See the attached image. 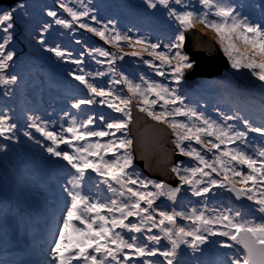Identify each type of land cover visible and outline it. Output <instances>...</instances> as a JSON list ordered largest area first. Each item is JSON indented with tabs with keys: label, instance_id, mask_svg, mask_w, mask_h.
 Masks as SVG:
<instances>
[{
	"label": "snow or ice",
	"instance_id": "6c2138e0",
	"mask_svg": "<svg viewBox=\"0 0 264 264\" xmlns=\"http://www.w3.org/2000/svg\"><path fill=\"white\" fill-rule=\"evenodd\" d=\"M143 3L148 9L165 11L169 19L178 23L174 38H170L167 43H152L145 38L133 39L127 33L118 31L112 20L104 24L102 29L85 23H80L79 27L86 28L117 48L123 41L134 49L124 55L140 56L146 52L152 59L144 60V63L162 77L166 75V68L175 87L150 81L143 76L140 77L142 83H133L121 76L114 83L126 84L130 95L124 97L90 83L86 78L90 74L76 75L70 72L69 75L84 85L92 97L101 98L99 103H105V97L119 101L118 104L109 101L108 107L123 113L124 119L106 123L109 131H94L88 130V125L93 123L91 116L79 125L73 118L71 126L63 129L71 134V138L67 139L54 131H48L47 122L44 126L37 123L39 117L27 115V129L35 128L46 140L51 141V146H44L39 140H35V143L44 147L51 157L65 161L74 170L65 171L62 177L66 182L61 184V189L69 202L64 208L62 223L52 229L49 260L45 264H130L132 254L141 258L142 264H162L159 259L146 258L157 256L163 257V264H264V145L257 148L248 140V133H258L264 138V125L255 126L249 119L236 115L221 114L219 120L213 119L198 107L185 103L186 97L181 91L182 82L188 79L187 74L194 72L196 65L184 51L185 32L197 23L215 33L232 69H247L264 87V2L256 5L261 12L260 22L245 15L242 12L243 5L237 6L232 0H143ZM25 7L21 0L7 7L0 0V30L5 34L3 42H0V86L5 89V97L12 93L9 86L17 84L19 79L16 74L8 73L15 52L7 50L6 46L13 39L11 30L16 27L18 13L20 16L28 15L24 11ZM60 7L73 21L89 16L92 11L87 6H84L83 11H74L63 3ZM46 15L54 18L57 25L72 27L69 21L57 18L55 11L49 10ZM91 19L100 22L96 15H91ZM50 27V24H45L40 29L36 43L54 53L57 58L64 59V51L46 44L44 33ZM109 35L111 39H108ZM137 47L139 51L135 50ZM93 51L103 57L111 56L112 59L107 61L110 66L115 59L123 58L103 49ZM157 60L159 64L155 63ZM73 63L79 65L82 61L77 59ZM80 71L83 72V69ZM109 71L116 74L114 67H110ZM96 75L102 76L104 73L98 72ZM133 99H138L140 112L172 130L175 137L172 143L180 155L192 157L198 162L197 166L185 167L178 161L172 168L179 185L173 187L163 181L141 178L135 170L133 140L127 138ZM95 102L92 98H80L72 102L71 107L80 109L82 105ZM177 117L185 119L178 120ZM100 119L103 121L104 117ZM233 120H242L243 129L228 123ZM17 128L18 125L11 122L6 110L0 113V137L17 142ZM121 132L124 135L116 137V133ZM22 134L34 140L30 131L25 129ZM108 136L116 138L104 143L87 142L89 137ZM73 140L85 143L74 147ZM60 144L72 147L73 152L59 150ZM194 144L199 145L200 149ZM5 147L0 145V151H4ZM208 153L212 154L211 159L207 158ZM109 155L111 158H106ZM243 168L247 171H243ZM89 170L103 178L101 183L107 185L111 197L93 199L82 191L85 182L91 180ZM213 173L221 179L214 178ZM184 185L189 186L191 194L196 197H206L216 188L225 189L238 200L244 198L252 202L259 216L249 217L233 209L214 216L206 215L205 210L196 208L188 212L176 211L174 208L172 211L161 210L156 201L165 197L175 204ZM149 186L154 191L148 190ZM204 203L206 205L207 201ZM178 217L191 221V225L178 224ZM153 229H158L162 235L153 233ZM212 237L226 239H210ZM162 239L170 245L163 250L156 247ZM182 245L190 250V261L179 258L178 250Z\"/></svg>",
	"mask_w": 264,
	"mask_h": 264
},
{
	"label": "rangeland",
	"instance_id": "374dc122",
	"mask_svg": "<svg viewBox=\"0 0 264 264\" xmlns=\"http://www.w3.org/2000/svg\"><path fill=\"white\" fill-rule=\"evenodd\" d=\"M261 0H257L260 2ZM22 3L26 6L24 11L28 13L27 16H20L18 13V19L16 22V27L11 30L13 39L10 43L6 46L7 50H12L15 52L14 60L11 62V67L8 70L9 74H16L19 79L17 84L9 86L12 89V93L10 96L5 97L3 92L5 89L0 86V104H3L6 108L7 115L11 117V122L16 123L18 128H23L30 131L34 137V140H29L27 137H24L22 132L20 133V138L25 140L26 142L30 143L33 146V150L41 155H44V158L41 159V164L43 167H40L39 170H28V175H35L43 180H48L51 183H55L58 189L60 190V195L64 197L66 204L69 202L66 195L62 192L61 184L66 182V179H62L65 176V171H72L70 166H67L65 161H50V159H58L56 157H51L44 149V147H40V145L35 143V140L45 141L49 143L51 146V141L46 140L39 132L35 130V128L27 129V115H33L39 117L40 119L37 123H40L41 126H44V123L47 122V130L54 131L58 136L63 135L65 138L70 139L71 136L64 132L63 129L71 126L72 119L75 118L77 125L82 123L83 121L87 120L89 116L93 118V123L88 125V130L94 131H109L106 127V123L113 122L116 119H124L122 113L114 111L112 108L108 107V102L119 103V101H113L111 97H105V103L101 104L99 101L101 100L100 97H92L91 94L88 92V89L80 84L79 81H76L73 76H70L69 73L72 72L76 75L79 74H90L87 75L86 78L90 83L103 88L106 92L112 91L115 93V89L119 90L120 95L124 97H128L130 94L128 93L127 86L125 83H114V81L120 79L121 76L126 77L128 80L132 81L133 83H142L140 77L143 76L145 79L150 81H156L159 83L168 84L171 87H175V85L171 82V77L167 75V69L165 68V76H158L156 75L155 69L149 67V65L145 64L144 61H141V57H145L144 60H151L152 57L148 56L146 52L141 53L140 56H128L126 58H117L114 60L113 64L110 66L107 61L110 60L108 57L100 56L98 53L93 51L94 49H103L109 53H115L117 57L122 56L124 53H130L134 49L129 48L125 42L120 45V48H117L113 45V43H107L104 39H101L98 35L93 32H89L86 28L75 27L74 24L79 25L80 23L88 24L90 27H94L97 29H102L103 25L106 24L109 20L115 22L116 29L121 33H127L128 35L132 36L133 39L136 38H145L147 41L156 43H167L168 40H164L159 38L157 35H154L151 30L152 26H160L164 29H170L175 33L178 30V23L174 19H169L167 17V13L161 9H148L146 5L143 3V0H22ZM65 4L68 7L72 8L74 11H83L84 6H87L92 11L90 12L89 16L81 17L79 21H73L72 17L64 11L63 8L58 10L60 4ZM250 4L253 5V0L250 1ZM258 4V3H257ZM197 8L200 6L197 4ZM7 7V6H5ZM179 7V6H177ZM55 11L57 13V18L65 19L72 24L71 28H64L60 25L55 24L54 18L48 17L46 15L47 11ZM91 15H96L97 20L100 21L99 23L93 21L91 19ZM215 19L214 17H211ZM44 20V22L42 21ZM117 22L119 24H117ZM35 24V26H33ZM50 24L51 27L48 29L47 32L44 33V39L48 47H59L62 51L66 53L64 59H59L55 56L54 53L48 52L45 50L44 46H41L36 43V39L39 38L40 29L45 25ZM150 26V27H148ZM111 27V25L109 26ZM150 28V29H149ZM131 30V31H129ZM3 35V31H1ZM114 35V33H113ZM196 35V36H195ZM192 37L195 39L200 40L204 44H211L214 53H218L221 51L224 54L223 50L220 47V44L217 42V38L215 33L212 32L210 29L205 28L201 24H196L193 28L188 29L185 32V47L184 51L186 54L190 56L192 60L194 57L197 59L194 60L196 62L195 67L203 62V60L208 59L209 57H205L201 53V50H198V46L193 41ZM174 38V37H173ZM108 39H111V36H108ZM79 41V43H77ZM0 42H3V39L0 36ZM217 44V45H216ZM217 47H215V46ZM202 46V45H201ZM120 51V52H117ZM191 54H190V53ZM70 53V55H68ZM134 58V59H131ZM227 58V57H226ZM81 60V64L73 63V60ZM228 59V58H227ZM101 61V63H97V61ZM156 64H159V61H155ZM224 64L221 68L220 74H225L227 68L230 64L223 60L220 61L219 57L214 58L212 63L207 66L204 65L205 68H211V66H218V64ZM44 66L51 67L48 68L49 71V81L55 80V74H60L64 78L61 79L65 83L62 85L67 86L72 91L65 93L63 98L61 99H53L50 94L52 91H56L59 88H62L59 82L56 83H48L46 87L43 85H36V81L33 80L28 72L32 70V68H39L44 70ZM110 67H114L116 69V74L114 75L112 72L109 71ZM226 67V68H224ZM83 69V72L80 70ZM246 71V70H245ZM103 72L104 75L98 76L96 73ZM195 72V70H194ZM225 72V73H223ZM55 73V74H54ZM213 75L212 77H203V76H193L189 83H191L190 87L196 89L198 87H206L207 89L212 90L213 86L216 85L217 87L220 86V79L221 75ZM151 75V77H150ZM190 75V74H187ZM251 75V74H250ZM217 76V77H216ZM57 77V76H56ZM154 77V79H152ZM100 80H107V86L99 84ZM194 80V81H192ZM101 81V82H102ZM259 83L254 77L252 80V84ZM21 84L27 85H35L37 86L38 93H33V100L24 102L23 99L21 100L19 97L22 96V92L17 86ZM229 84V79L225 81L223 85ZM185 81L182 82L181 91L183 95L186 97V92L183 90L184 88L190 89ZM45 88H48L49 91H45ZM65 89V88H63ZM68 89V90H69ZM43 91L46 94L45 97L41 94ZM218 95L222 96L221 92H217ZM258 97V95L256 94ZM80 98H92L96 102L92 105H82L80 109H73L71 107L72 102ZM154 98V97H150ZM187 98V97H186ZM18 99H20L21 104L18 103ZM68 100H71L68 103ZM186 100V99H185ZM31 102V103H30ZM186 103V101H185ZM188 104V103H187ZM138 99H133L132 104L130 107L131 112V119L130 123L128 124L127 128V138L132 139L131 129L134 127L141 128V123H136L134 125L135 118L137 116L138 121L144 119L146 122L158 125V123H154L151 119L145 116L142 112L138 110ZM259 105V104H258ZM136 107V108H135ZM197 107V106H196ZM199 108V107H198ZM203 110L202 108H199ZM159 111V107L156 108ZM29 111V112H28ZM65 113L69 115L65 116ZM258 114V112H257ZM103 116L104 120L102 121L100 117ZM220 117H216L219 119ZM178 120H184V117H177ZM162 125L166 131L169 132L171 136L165 143L164 149L166 150V155L170 157L169 162L161 165L159 171H152L148 169L151 173L147 175L142 171L139 167L143 165L145 168L148 166V161L146 158L140 156L137 161L133 159V164L135 170H137L144 179H150L154 181H163L169 180L168 178L173 177L168 168H173L178 161L183 163V166L190 167V166H197V161L192 157L185 156L184 160L182 159L183 155L178 153V150L175 149V145L172 141L175 137L172 135V130L167 127L165 124ZM260 125H264V122H260ZM124 134L116 133V137H122ZM116 137L108 136L103 138L98 137H89L87 142L88 143H95L99 141L100 143H104L107 140L115 139ZM134 142V140H133ZM74 147H79L85 143V141H72ZM136 145V144H135ZM198 150L200 149L199 145H193ZM223 147V146H221ZM59 150L68 151L69 153L73 152V148L69 147L66 144H60ZM122 151V150H121ZM110 156V155H109ZM106 157V158H109ZM134 157V154H133ZM207 158L211 159L212 154L208 153ZM44 162V163H43ZM40 164V165H41ZM147 169V168H146ZM165 171V175L163 174ZM154 172V173H153ZM156 173V174H155ZM89 174L93 177V173L89 170ZM162 177H156V175ZM214 178L221 179V177H217L215 173L212 174ZM171 181V180H169ZM180 183V182H179ZM86 186V183L84 184ZM93 189L92 191L83 188L82 191L85 194H90L93 197ZM150 191H154V189L149 186ZM228 191L225 189H213L212 193L208 194L206 197H196L191 194V189L189 186L184 185L182 186L181 193L178 194V200L175 204L173 202L167 200L165 197H161L156 201V204L159 205L161 210L172 211L173 208H177L179 205H187L188 207L179 208L178 211L188 212L192 208H196L198 210H205L206 215H217L221 211H225V205H218V201H225L232 204H239L241 203L244 198L237 199L235 195L226 198ZM221 195V196H219ZM218 196V197H217ZM217 197V198H215ZM204 201H207L205 205ZM253 203H249L251 205ZM175 206V207H174ZM64 208L59 213V220L63 216ZM247 215H255L253 210L248 208L244 210ZM158 218V217H157ZM53 220V224L51 228H54L56 225L59 226L60 222ZM177 223L183 226L191 225V221L182 220L177 218ZM214 227H219V225H215ZM223 230V229H221ZM153 233L160 234L158 229H153ZM162 235V234H160ZM210 239H226V238H216L212 237ZM161 243H164L161 247L158 245H154L156 247H160L163 250L164 247H169L167 240L162 239ZM183 249L179 253V257H186L188 261L191 260V253L190 250L187 249L186 246H181ZM239 247V246H237ZM199 255V254H197ZM135 256L132 254V257ZM151 257L150 259H152ZM158 259L163 264V257H159ZM139 263L142 264V259H139ZM130 264H132L130 262Z\"/></svg>",
	"mask_w": 264,
	"mask_h": 264
},
{
	"label": "bare ground",
	"instance_id": "6f19581e",
	"mask_svg": "<svg viewBox=\"0 0 264 264\" xmlns=\"http://www.w3.org/2000/svg\"><path fill=\"white\" fill-rule=\"evenodd\" d=\"M239 5H242V4H239ZM42 21L44 22V20ZM1 31L2 30H0V36L3 39L4 35L1 33ZM157 36L161 39L169 40L170 38L174 37V32L170 29L163 28L159 32V34H157ZM192 39L195 42V44L198 46V50L199 51L201 50V53L203 55L205 54V57H209L208 59L203 60V62L201 61V63L198 64V67L196 70H200V68H202L206 64L207 66H209L212 63V60L214 58H218V54L211 51V49H213L211 44L203 45V42H201L200 40L195 39L194 37H192ZM136 50L139 51V48H136ZM125 56L126 55H124L123 57ZM108 59H112V57L109 56ZM142 60H144V58H142ZM245 70L247 69H241L240 71H236V72H227V76L235 77V78L237 77L242 78V80L238 82L239 89L245 91L246 93H250L252 90H251L249 82L247 81L248 80L247 76H249V74L248 73L244 74L243 72ZM101 81L102 80L99 81L98 85H101V84L105 86L108 85L107 80H103L102 82ZM241 84H243V86H240ZM115 93L120 94L119 90H116V89H115ZM122 116H123V113H122ZM136 123H141V128H138V127L133 128V134L135 137V144H136L134 145V151L137 154L138 158L140 156L146 158V160L148 161L147 167L150 170L159 171L161 165L169 162V159H170V157L164 156L166 155V152H165L166 150L164 149L165 147H162L164 143H166L167 134L160 125H155V124L146 122L144 119H142L141 121H138L137 116L133 124L136 125ZM163 174L165 175V171ZM156 176H159V175L157 174ZM179 258L182 260H187L186 257L183 258L181 256Z\"/></svg>",
	"mask_w": 264,
	"mask_h": 264
},
{
	"label": "water",
	"instance_id": "95a60500",
	"mask_svg": "<svg viewBox=\"0 0 264 264\" xmlns=\"http://www.w3.org/2000/svg\"><path fill=\"white\" fill-rule=\"evenodd\" d=\"M14 1H16V0H2V3H6V4H9V3H12V2H14ZM190 53V52H189ZM219 54H218V57H219V60L220 61H223L224 60V56L220 53V52H218ZM191 54V53H190ZM223 56H221V55ZM194 60H196L197 61V59L194 57ZM224 64H221V63H219L218 64V66H211V68H205L204 66L202 67V68H200V70H196L197 69V67H198V65L195 67V72H192V77L193 76H204V77H206V76H213V75H217V76H219V74H220V71H221V68H222V66H223ZM224 68H226V67H224ZM189 76H191V75H189ZM192 77H190V79H192ZM159 125V124H158ZM161 127H162V129L166 132V141L168 140V139H170V135H169V132L168 131H166V129L162 126V125H160ZM131 135H132V137H133V140H134V142H133V146H132V153L134 154V157H133V159H135V161H137V162H139L136 158H137V154L135 153V151H134V145H135V137H134V134H133V129H131ZM164 145H165V143H164ZM163 145V146H164ZM145 173H148V174H150V171H148V167L146 166V168L143 166V165H140L139 166Z\"/></svg>",
	"mask_w": 264,
	"mask_h": 264
},
{
	"label": "clouds",
	"instance_id": "9594fccd",
	"mask_svg": "<svg viewBox=\"0 0 264 264\" xmlns=\"http://www.w3.org/2000/svg\"><path fill=\"white\" fill-rule=\"evenodd\" d=\"M21 1H22V0H21ZM15 3H17V0L14 1V2H12V3H9V4H6V3H3V4H4V6H9V5H14ZM148 27H150V26H148ZM149 29H150V28H149ZM151 30H153V28H151ZM151 30H150V31H151ZM122 43H123V42H121L120 45H122ZM214 46H215V45H214ZM215 47H216V46H215ZM137 48H139V47H137ZM216 48H217V47H216ZM135 50H136V49H135ZM117 52H120V51H117ZM218 52L221 53V51H218ZM221 54H222V53H221ZM221 54H220V55H221ZM222 55L224 56V54H222ZM222 55H221V56H222ZM122 56H124V54H122ZM128 56H131V55H126V56L123 57V58H126V57H128ZM223 56H222V57H223ZM142 58L145 59V57H141V58H140L141 61H144V60H142ZM131 59H134V58H131ZM224 60H226L225 56H224ZM190 75H191V76L188 75V79L185 81V84H187V85L189 84V80H191L190 77H192V73H191ZM197 77H198V76H197ZM203 77H204V76H203ZM192 81H194V80H192ZM135 108H136V107H135ZM143 114H144L145 116H147L146 113H143ZM147 117H148V116H147ZM148 118H149V117H148ZM149 119H150V118H149ZM151 120H152V119H151ZM152 121H153V120H152ZM154 123H157V122L154 121ZM158 124L160 125V123H158ZM37 178H38V177L35 176V175H29V176H28V181H29L31 184H36V183H37ZM41 181H42L43 183H46V181L43 180V179H41ZM59 195H60V194H59Z\"/></svg>",
	"mask_w": 264,
	"mask_h": 264
},
{
	"label": "trees",
	"instance_id": "16d2710c",
	"mask_svg": "<svg viewBox=\"0 0 264 264\" xmlns=\"http://www.w3.org/2000/svg\"><path fill=\"white\" fill-rule=\"evenodd\" d=\"M58 1L60 2V0H58ZM58 10H61V7H60V6L58 7ZM74 26H75V27H79V25H77V24H74ZM216 45H217V44H216ZM225 72H236V70L232 69L231 66H229ZM225 72H223V73H225ZM243 73L246 74V73H248V72H247V71H244ZM248 74H249V73H248ZM247 77H248V80H247V81H249V80H253V77H252L250 74H249V76H247ZM231 79H232V80H235L237 83L240 82V81L242 80V78H240V77H237V78H235V77H231ZM241 85H243V84H241Z\"/></svg>",
	"mask_w": 264,
	"mask_h": 264
}]
</instances>
